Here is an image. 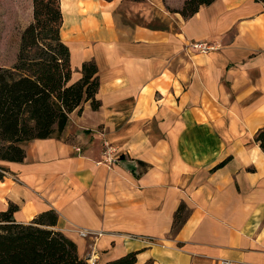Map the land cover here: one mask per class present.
Masks as SVG:
<instances>
[{"label": "crops", "instance_id": "crops-1", "mask_svg": "<svg viewBox=\"0 0 264 264\" xmlns=\"http://www.w3.org/2000/svg\"><path fill=\"white\" fill-rule=\"evenodd\" d=\"M182 2L58 0L71 80L93 60L99 107L83 102L58 137L0 160V210L15 204L27 222L53 209L89 264L130 251L134 264H264V152L253 141L264 3L213 0L183 18L172 11ZM103 140L119 153L111 166L98 163Z\"/></svg>", "mask_w": 264, "mask_h": 264}, {"label": "trees", "instance_id": "trees-1", "mask_svg": "<svg viewBox=\"0 0 264 264\" xmlns=\"http://www.w3.org/2000/svg\"><path fill=\"white\" fill-rule=\"evenodd\" d=\"M212 1L183 0L172 11L187 18ZM60 26L58 0H31V21L19 34L14 62L9 67L0 65V160L19 162L24 157L22 142L58 137L69 113L80 112L83 102L88 101L92 110L99 107L95 63L81 62L80 76L71 80L69 50L61 40ZM253 141L264 152V127L253 134ZM4 170L0 166V179ZM16 209L9 203L0 210V264H89L77 255L75 243L54 228L57 216L53 209L27 222L14 219ZM180 209L174 214V224ZM134 262L135 252L130 251L104 264Z\"/></svg>", "mask_w": 264, "mask_h": 264}, {"label": "rangeland", "instance_id": "rangeland-1", "mask_svg": "<svg viewBox=\"0 0 264 264\" xmlns=\"http://www.w3.org/2000/svg\"><path fill=\"white\" fill-rule=\"evenodd\" d=\"M31 21V0H0V65L15 59L19 34Z\"/></svg>", "mask_w": 264, "mask_h": 264}, {"label": "built area", "instance_id": "built-area-1", "mask_svg": "<svg viewBox=\"0 0 264 264\" xmlns=\"http://www.w3.org/2000/svg\"><path fill=\"white\" fill-rule=\"evenodd\" d=\"M188 46L198 52H206L208 50L213 49L214 46L208 44L205 41H193L188 44ZM101 159L98 161V163L105 164L107 166H111L115 160L118 158V151L115 148L114 145H112L109 141L103 140L102 147H101ZM80 236H85L89 232L85 230H78L77 232ZM93 234L99 235V232H94ZM218 264H230L228 260H219Z\"/></svg>", "mask_w": 264, "mask_h": 264}]
</instances>
